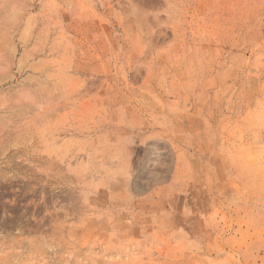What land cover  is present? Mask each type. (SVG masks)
Listing matches in <instances>:
<instances>
[{"label":"rangeland","instance_id":"1","mask_svg":"<svg viewBox=\"0 0 264 264\" xmlns=\"http://www.w3.org/2000/svg\"><path fill=\"white\" fill-rule=\"evenodd\" d=\"M263 250L264 0H0V264Z\"/></svg>","mask_w":264,"mask_h":264},{"label":"built area","instance_id":"2","mask_svg":"<svg viewBox=\"0 0 264 264\" xmlns=\"http://www.w3.org/2000/svg\"><path fill=\"white\" fill-rule=\"evenodd\" d=\"M262 256H263V258H264V250H263V252H262ZM261 264H264V263H261Z\"/></svg>","mask_w":264,"mask_h":264}]
</instances>
